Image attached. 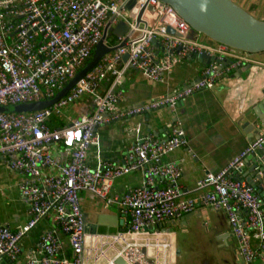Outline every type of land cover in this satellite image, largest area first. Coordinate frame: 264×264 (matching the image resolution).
I'll return each mask as SVG.
<instances>
[{"label": "built area", "instance_id": "built-area-1", "mask_svg": "<svg viewBox=\"0 0 264 264\" xmlns=\"http://www.w3.org/2000/svg\"><path fill=\"white\" fill-rule=\"evenodd\" d=\"M146 1L137 0L126 10L123 0H0V105L52 98L90 60L101 39L113 48L49 107L0 112V156H11L9 166L24 175L19 191L28 215L18 229L0 224V261H15L24 235L41 219L51 218L55 227L41 236L36 247L28 249L25 264H116L117 258L127 264H172L177 258L176 246L158 225L192 212L197 201L224 213L236 254L244 264L260 257L250 239L254 235L264 241L263 201L254 187L236 176L241 174L246 156L263 146L264 134L220 171L199 179L195 186L201 191L199 197L188 196L179 184L178 164L162 160L186 143L184 131L175 123L169 126L166 138L150 134L138 139L119 160L96 167L87 163L90 148L99 147V126L159 108L174 109L186 96L214 88L231 68L243 64L242 51L223 44L214 50L196 37L189 38V24L171 5L159 0L147 1L155 13L144 12L156 17L153 23L149 24L143 14L145 24L137 25L138 11ZM120 21L127 23L128 29L116 36L110 31ZM168 27L175 33H169ZM111 35L116 41L109 42ZM169 50L172 53L165 55ZM159 53L164 57L159 58ZM201 53L213 58L199 80L138 106L118 107L122 96L118 88L127 68L157 81L177 61ZM228 55L234 58L229 65L225 63ZM105 81L109 86L101 91L100 84ZM85 94L94 104L91 113L58 128L48 126L52 116L60 117L61 107ZM139 129L133 128L136 133ZM56 143L64 148L63 161L51 153L50 145ZM135 171L141 172L143 183L120 196L112 194L113 181ZM84 190L96 195L104 208L113 203L118 206L124 231L111 236L85 232L80 204ZM58 233L66 237L71 258L62 254L64 241Z\"/></svg>", "mask_w": 264, "mask_h": 264}, {"label": "crops", "instance_id": "crops-1", "mask_svg": "<svg viewBox=\"0 0 264 264\" xmlns=\"http://www.w3.org/2000/svg\"><path fill=\"white\" fill-rule=\"evenodd\" d=\"M258 19L264 20V0H233ZM149 24L156 19L154 15L144 14ZM196 41L211 49H217L219 43L206 36H201ZM155 52L157 47L155 44ZM193 55V54H192ZM192 55L177 61L171 70L165 71L160 80L154 81L147 78L143 73L127 68L122 77V83L118 89L122 91L118 107L120 109L138 106L143 102L156 99L160 96L169 95L192 82L199 80L203 75L205 61L193 58ZM242 65L233 67L220 78L214 88H204L186 96L174 109L159 108L146 113L138 114L126 119H117L103 124L97 128L99 136V147L90 148L87 156V163L96 167L98 163L116 161L123 157L132 144L148 135L164 139L168 135L169 126L177 124L184 131L186 143L184 146L175 149L165 155L163 161H172L178 164L181 171L179 184L187 195L199 197L201 191H196V182L207 173H217L225 167L234 156L243 150L251 141L255 140L254 135H249L240 128L238 122L246 120L245 112L253 111L260 113L261 122L264 124V53H245ZM159 58L164 54L159 53ZM234 58L228 55L225 63L231 64ZM250 64V67L238 75V69ZM238 75V76H237ZM109 82L100 84V90H106ZM73 112L75 115H68L65 118L52 116L48 120L50 128H58L83 114H89L94 110V104L90 95L85 94L74 103ZM254 115V113H252ZM54 118V119H53ZM240 120V121H239ZM263 122V123H262ZM241 124V123H240ZM139 126V132L133 128ZM264 129L261 130V135ZM264 149V144L260 148ZM50 150L55 159H65L64 148L60 143L51 144ZM11 156H0V224H6L13 229H18L27 221V205L21 197L19 185L24 175L12 169L8 160ZM247 156L242 168L247 173L249 163ZM246 178V177H244ZM245 181V179H243ZM246 182V181H245ZM143 183V176L140 171L131 172L125 176L118 177L113 181L112 194L122 195L130 188ZM156 185H159L156 182ZM80 204L86 220L96 222L101 214H104L103 223L110 224L114 215L121 218L118 206L112 205L104 208L102 201L89 191L80 193ZM264 205V199H262ZM208 210L214 214L212 227H207L209 240L201 243L209 250L212 247L227 249L229 257L222 259L223 264H244L236 254V243L229 231L228 222L223 212L213 211L197 201L194 210L184 215L164 220L158 225L162 232H167L176 246L177 258L172 262L176 264L179 259L180 246L177 244V236L171 226H177L185 231L190 219L194 217L203 218L209 216ZM114 222V221H113ZM54 223L51 218L41 219L21 239L22 250L15 261L7 258L2 259L0 264H25V255L29 248L36 247L41 236L48 230L53 229ZM64 241L65 249L62 254L68 258L72 257L71 250L66 237L58 233ZM251 244L260 252L264 261V241L254 235L251 236ZM91 243V242H90ZM257 260V259H256ZM209 258H204V264H212ZM252 263V262H251Z\"/></svg>", "mask_w": 264, "mask_h": 264}, {"label": "water", "instance_id": "water-1", "mask_svg": "<svg viewBox=\"0 0 264 264\" xmlns=\"http://www.w3.org/2000/svg\"><path fill=\"white\" fill-rule=\"evenodd\" d=\"M147 1L138 11L136 18L137 25L140 22L145 24V21L142 20V15L145 11L151 14L155 13L153 6L148 5ZM159 1L171 5L176 13L189 24L191 27V34H189L188 37L191 39L195 38L198 33H202L219 44L245 53H264V20L256 18L233 0ZM136 3L137 0H123V7L126 10H130ZM111 29L110 32L112 34L122 36L127 31L128 25L124 21H120L115 28ZM167 31L172 34L175 33L171 27H168ZM103 39L95 46L90 60H88L87 63L78 70L75 76L52 98L24 104L0 105V112L35 111L54 104L98 62L103 54L113 50V48H109L103 43ZM152 42L154 43L155 41L153 40ZM168 53H172V50L166 52L165 55ZM126 57V54L123 55L124 60ZM192 57L205 61V65L213 58L206 53L193 54ZM249 67L250 64H247L239 68L238 75H241L242 72ZM252 113H254V115H252ZM244 116L246 120L240 122L241 124L238 122L240 128L247 132V134H250L249 139H251L253 135L255 138L260 137L261 130L264 129V124L258 125V122H261L260 113H258V111L256 113V109H253V111L245 112ZM247 157V163H249L247 173H243L240 177L238 173L236 178L240 180L245 179L249 185L256 189L259 196L264 199V149H257L249 153ZM103 215L104 214H101L96 222H90L85 218V232L88 234L111 236L115 235L118 231H124V221L122 218H118L117 215H114L112 222L110 221V224L106 225L103 223ZM184 218H187L186 214L183 219ZM115 263L127 264L122 258H117Z\"/></svg>", "mask_w": 264, "mask_h": 264}, {"label": "rangeland", "instance_id": "rangeland-1", "mask_svg": "<svg viewBox=\"0 0 264 264\" xmlns=\"http://www.w3.org/2000/svg\"><path fill=\"white\" fill-rule=\"evenodd\" d=\"M201 36L205 35L198 33V39H200ZM114 41H116V37L114 35L109 36V42ZM225 53L227 54V51ZM73 109V104L61 107L60 117L65 118L68 115H75ZM208 213L209 216L206 215L203 218L194 217L190 219L185 231L180 230L177 226H171V229L176 233L177 244L180 246L179 259H177L176 264H204V258H209L212 264H223L222 259L224 256L229 257L230 253L227 249L212 247L208 250L204 244L201 243L202 241L209 240L210 237L206 231V226L211 228L215 219L212 211L208 210ZM250 264H264V261L257 259Z\"/></svg>", "mask_w": 264, "mask_h": 264}, {"label": "bare ground", "instance_id": "bare-ground-1", "mask_svg": "<svg viewBox=\"0 0 264 264\" xmlns=\"http://www.w3.org/2000/svg\"><path fill=\"white\" fill-rule=\"evenodd\" d=\"M24 104V103H23ZM10 105H14V104H10Z\"/></svg>", "mask_w": 264, "mask_h": 264}]
</instances>
